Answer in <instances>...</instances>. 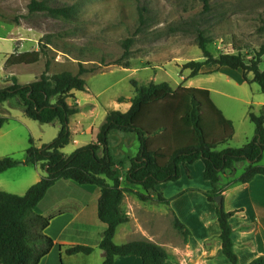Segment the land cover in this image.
Segmentation results:
<instances>
[{"label":"trees","instance_id":"trees-1","mask_svg":"<svg viewBox=\"0 0 264 264\" xmlns=\"http://www.w3.org/2000/svg\"><path fill=\"white\" fill-rule=\"evenodd\" d=\"M203 9L201 14L210 12L209 0H200ZM29 14H43L51 19L66 23L80 20L77 4H52L48 1L32 0L28 7ZM138 24L136 32L147 26L148 13L145 6L138 3ZM176 27L173 31H178ZM198 48L203 61H190L184 69L190 71L189 78L197 76L203 66L212 65L218 68L240 69L247 83L258 85L264 95V71L259 69L264 55V43L251 59L241 54L220 55L214 58L207 49L213 40L196 28ZM133 39L122 41L123 57L127 60L120 64L129 69V49ZM57 46L52 37L47 35L37 50L10 54L4 65L5 69L15 66H32L38 64L46 48ZM78 72H61L48 76V61L45 71L32 83L19 84L15 77L5 80L0 88V104L7 100L17 99L26 118L40 124L58 122L60 128L57 137L49 144L36 147L32 138L26 149L24 165L40 167L44 175L28 188L22 196L0 191V264H39L49 254L55 243L45 234L54 215H40L35 212L37 205L44 199L48 190L59 180L72 181L78 185L95 186L100 196L97 202V216L105 225L98 248L102 251L103 264H113L116 257L137 256L142 264H164L168 259L166 251L149 241L137 240L123 245H115L113 237L116 228L128 222V216L121 204L125 194H133L139 201L153 199L160 204L167 201L156 186L174 182L180 177L181 167L186 168L200 160L204 165L203 179L210 183L212 189L204 193L209 202L220 196L218 187L221 174L232 171L236 164L246 163L239 178L233 183L246 184L261 175L264 177V107L258 114L248 112V119L254 125V136L240 148H217L225 145L233 136L232 123L227 120L215 106L207 89L177 87L173 89L167 83L150 82L138 86L132 82L134 96L131 106L125 113L110 111L104 123L99 127L95 142L76 149L69 156L62 153L71 141L69 131L70 118L79 112V107L69 104L72 92H84L86 83L81 78L92 73L78 61ZM251 74V79L248 75ZM6 118L0 116V129ZM191 130L194 143L180 146ZM112 133L134 134L139 148L137 155L130 160L124 179L128 184L140 186L144 193L133 192L121 186V174L109 150V137ZM172 149L167 156V151ZM102 152L101 156L99 152ZM167 157L164 165L157 161ZM18 165L11 158L0 159V174ZM154 195V196H153ZM218 224L221 229L220 241L222 253L230 264H237L231 240L232 229L230 218L235 212H225L222 203L216 204ZM174 228L184 237L188 230L177 220ZM68 255H90L93 249L88 246L74 245L65 250ZM249 264H264L260 256Z\"/></svg>","mask_w":264,"mask_h":264},{"label":"rangeland","instance_id":"rangeland-1","mask_svg":"<svg viewBox=\"0 0 264 264\" xmlns=\"http://www.w3.org/2000/svg\"><path fill=\"white\" fill-rule=\"evenodd\" d=\"M31 1L0 0V88L12 76L19 84L33 82L45 71L47 61L48 76L61 72L75 75L77 63L81 61L93 72L81 77L86 90L74 93L79 106L86 108V104H92L95 107V126L104 122L106 112L124 110L122 106L117 107L116 100L131 98L132 82L138 86L150 82L167 83L173 89L185 86L181 78L187 77L190 71L184 69V65L190 61H203L196 44V28L213 40L207 49L214 58L239 53L249 60L264 43V0H209L210 12L204 15L201 14L200 0H45L56 5H79L80 20L77 23L54 20L43 14H29L27 7ZM138 3L148 11L147 26L140 32H136L139 27ZM176 27L179 30L171 32ZM47 35L57 47L46 48L38 64L16 66L11 75L5 71L2 63L6 55L16 50H37ZM127 38L133 39V44L129 49L130 68L124 69L120 64L127 59L123 57L121 43ZM259 69L264 71V55ZM251 77L249 74L248 78ZM193 82L195 86L203 82L200 86L210 88L213 101L227 118L234 120L236 136L229 142L230 146H243L246 136L250 141L254 125L244 114L259 113L257 106L251 105L264 101L258 85L247 82L236 85L222 74L198 76ZM241 99L249 101L250 105L236 101ZM67 101L71 102L70 99ZM0 116L6 118L0 129V159L11 158L18 163L0 174V191L22 196L35 184V175L45 174L39 166L23 164L29 139H33L36 147L47 145L57 137L60 126L57 121L40 124L26 118L15 98L0 104ZM119 135L126 137L122 143L118 139L110 140L116 164L138 152L135 135ZM126 145H131V153L124 154L123 158L116 157L117 150ZM224 148L221 146L218 150ZM72 149L73 145L69 144L62 153L70 154ZM245 166V163L236 165L237 175L243 173ZM155 199L154 196L145 203L161 205ZM49 233L52 234V228Z\"/></svg>","mask_w":264,"mask_h":264},{"label":"crops","instance_id":"crops-1","mask_svg":"<svg viewBox=\"0 0 264 264\" xmlns=\"http://www.w3.org/2000/svg\"><path fill=\"white\" fill-rule=\"evenodd\" d=\"M17 49H20V47ZM17 51L21 52L20 50ZM9 55H6L2 63L3 66ZM13 68L5 69V71L11 75ZM214 74L225 75L232 79L236 85L245 84L243 72L240 69L233 70L228 67L218 68L206 65L201 68L197 76L189 78L188 75L181 78L185 85L182 87L207 89L213 101L212 90L200 86L203 82L195 86L193 79L202 75L211 76ZM71 94L73 97L70 99L69 104L77 105L79 112L71 117L69 121V131L71 133L69 144L73 145V149L69 151L70 154L78 148L95 142L99 127L104 123L95 126L94 118L97 116L95 107L92 104H86L88 106L86 108L79 106V100L76 99L75 93L72 92ZM133 96L134 91L130 99L116 100L117 107L122 106L124 110L114 111L127 112L131 106ZM220 96L228 98L227 95L220 94ZM236 101L250 105L247 100ZM213 103L223 114L222 108L214 101ZM251 105L257 106L259 112L264 107V101L261 100L258 105L253 103ZM106 115L107 112L104 114V121ZM223 116L232 123L233 136L227 144L222 146H225V148L239 147L238 145L230 146L229 144L236 136L234 120L227 118L224 114ZM244 116L248 118V113H245ZM242 119L243 114L239 118L241 123ZM119 134L112 133L109 137V150L113 159L110 140L114 139L116 141L118 139L119 143L120 141L122 143L126 138ZM253 136L250 137L253 138ZM249 139V136H246L244 143L247 144ZM194 141L193 134L189 129L185 140L180 146L194 143ZM66 148H68V145ZM130 149L131 145L119 148L116 157L121 158L124 154L130 152ZM64 150L62 149V152ZM171 151L172 149L167 151V156ZM137 153L125 158V162L119 161L116 165L120 174L121 171L123 172L120 178L121 186L133 192L144 193L142 187L128 184L124 179L130 160ZM70 154L64 155L68 156ZM101 154L100 151L99 155L101 156ZM166 161L167 157L158 160L157 163L162 166ZM236 165L232 171L220 175L218 187L222 189L220 196L223 210L227 213L235 212L230 218L229 224L232 229L231 240L237 264H249L254 259L264 256V177L257 175L246 184L233 183L241 176L237 175ZM203 170L204 165L202 161L198 160L186 168L181 167L178 180L156 186V192L162 195L167 201L166 204L149 206L145 202L139 201L133 194H125L121 208L128 216V222L116 228L113 237L114 244L123 245L137 240L149 241L166 251L168 259L164 264H230L222 253V244L219 239L221 229L217 219L216 203L209 202L204 196V193L210 191L212 187L209 182L203 179ZM41 176L40 174L35 175L33 182L37 183ZM99 196L100 192L97 187L78 185L68 180H59L48 190L44 199L37 205L35 212L44 216L54 215L50 225L45 230V234L53 240L55 245L39 264H103V255L98 248V244L105 230V225L99 221L97 216ZM174 219H177L188 230L186 237L174 228ZM51 228L52 234L49 233ZM74 245L91 247L93 252L87 256L66 254V248ZM113 264H142V262L139 257L131 255L116 257Z\"/></svg>","mask_w":264,"mask_h":264},{"label":"water","instance_id":"water-1","mask_svg":"<svg viewBox=\"0 0 264 264\" xmlns=\"http://www.w3.org/2000/svg\"><path fill=\"white\" fill-rule=\"evenodd\" d=\"M221 200H222L221 196H217V197L214 198V202L216 204H220L221 203Z\"/></svg>","mask_w":264,"mask_h":264}]
</instances>
